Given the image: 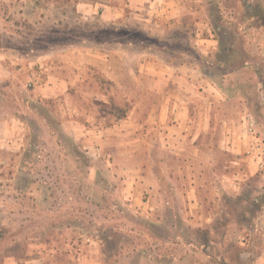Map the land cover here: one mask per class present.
Listing matches in <instances>:
<instances>
[{
    "label": "rangeland",
    "instance_id": "rangeland-1",
    "mask_svg": "<svg viewBox=\"0 0 264 264\" xmlns=\"http://www.w3.org/2000/svg\"><path fill=\"white\" fill-rule=\"evenodd\" d=\"M0 229V264H264V0H0Z\"/></svg>",
    "mask_w": 264,
    "mask_h": 264
},
{
    "label": "crops",
    "instance_id": "crops-1",
    "mask_svg": "<svg viewBox=\"0 0 264 264\" xmlns=\"http://www.w3.org/2000/svg\"><path fill=\"white\" fill-rule=\"evenodd\" d=\"M159 76V75H158ZM157 76V77H158ZM154 77L156 84L155 88L157 87L159 91H163L165 88L166 82H162L160 76L157 78ZM184 106H177L176 111H153L149 114L147 122L150 124V127L153 126L151 124L155 123L157 125V130L160 131L161 139L165 142V147L168 150L174 151L176 154L183 155L182 151L187 150L190 151L195 149L197 151L201 150L199 144H197V140L204 134V132L211 131V119H207L204 122V117H202L201 127L203 129H199L201 127H196L194 121L192 120L190 113ZM208 118V116H207ZM194 123V124H193ZM165 124V126H163ZM167 132V133H166ZM175 137V138H174ZM236 134H233V129L229 130V140L233 144V151L240 150L237 148L233 140L236 139ZM203 147V146H202ZM232 148V147H231ZM161 179V178H160ZM188 184V195L191 200V205L195 207V203L192 199L198 200V186L199 184L197 178H189ZM162 181V180H161ZM159 189H155L154 192L157 195H161V197H168L169 195L166 194L168 191H158Z\"/></svg>",
    "mask_w": 264,
    "mask_h": 264
},
{
    "label": "trees",
    "instance_id": "trees-1",
    "mask_svg": "<svg viewBox=\"0 0 264 264\" xmlns=\"http://www.w3.org/2000/svg\"><path fill=\"white\" fill-rule=\"evenodd\" d=\"M1 230V229H0ZM0 233H2V230L0 231Z\"/></svg>",
    "mask_w": 264,
    "mask_h": 264
}]
</instances>
